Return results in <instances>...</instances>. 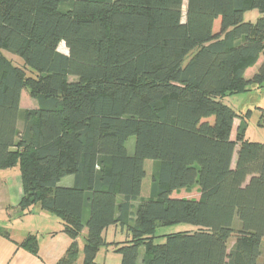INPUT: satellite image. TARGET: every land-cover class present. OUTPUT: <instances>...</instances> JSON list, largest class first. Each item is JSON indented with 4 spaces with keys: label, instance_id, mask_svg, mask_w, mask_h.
Returning <instances> with one entry per match:
<instances>
[{
    "label": "trees",
    "instance_id": "16d2710c",
    "mask_svg": "<svg viewBox=\"0 0 264 264\" xmlns=\"http://www.w3.org/2000/svg\"><path fill=\"white\" fill-rule=\"evenodd\" d=\"M184 1L0 0V169L20 168L17 211L61 219L72 242L56 264H103L109 245L121 264L142 247V264H264V142L246 137L252 110L223 102L264 87V0H188L183 20ZM24 89L38 108L21 109ZM182 223L195 229L157 232ZM110 227L126 238L108 242ZM22 246L39 251L34 235Z\"/></svg>",
    "mask_w": 264,
    "mask_h": 264
},
{
    "label": "crops",
    "instance_id": "0c3cea01",
    "mask_svg": "<svg viewBox=\"0 0 264 264\" xmlns=\"http://www.w3.org/2000/svg\"><path fill=\"white\" fill-rule=\"evenodd\" d=\"M260 62H262L261 59L258 61V63ZM253 68L254 69L252 71H249L251 69L250 67V69H248L246 72V77L248 79H250L257 72L259 67L258 68L253 67ZM23 104H24V90L21 96V109L26 110V109L38 108L37 101L34 103L33 106H30L28 108L24 107ZM242 124L246 125L245 121L243 119H240L239 127H241ZM20 126H22V121L20 122ZM246 130H247V125H246ZM235 160H236V156H235ZM148 161L151 160H147L146 163ZM146 163H145V168H146ZM65 180L67 181L65 182ZM74 180H75L74 176H67L62 179L60 184L64 186H72L74 184ZM144 181H143L141 198H148L150 196L151 188L147 192V194L144 195ZM180 192H182V190ZM23 195H24V187H23V180H22L20 168L18 166H15L12 168L0 169V228L7 231L8 233V236L4 234H0V264H56L66 254L72 242V239L62 231L63 225L61 220L59 222V228H56L55 230L49 232V227H47L46 228L47 238H49V240H53L56 238L60 240V242L58 243L59 247H57L55 251L53 250V252L50 254L49 240L45 244V240L41 241L42 237L39 234L42 233L41 229L44 230V228L38 224L37 225L34 224V222L31 223V221L29 222L26 221L32 216H38V218L42 217L44 219L45 218L47 219L49 213H47V211H44L39 205L33 206L30 211L25 213H21L17 211L18 209L16 208L21 202ZM174 196L187 197V196H181L179 192H175ZM87 232L88 230L85 229L83 231L81 238L79 239V248H80L79 259H78L79 263H81L84 259V252H83L84 243H85L84 237L87 235ZM125 234H126L125 230H120V228L117 227H110L106 231V238L107 241L110 243L115 241H123L126 238ZM29 235H34L37 238V242L39 246V251L37 254L32 253L27 248L22 246L23 241ZM102 252H106L107 256H109L110 254H118L115 252L113 245L105 246L101 248V250L97 254L98 262H101L98 260V258L100 254H102ZM143 254L144 252L140 253L138 264H142ZM118 255L120 256L119 264H121V255L120 254ZM101 263L111 264V262L106 260H103Z\"/></svg>",
    "mask_w": 264,
    "mask_h": 264
},
{
    "label": "rangeland",
    "instance_id": "374dc122",
    "mask_svg": "<svg viewBox=\"0 0 264 264\" xmlns=\"http://www.w3.org/2000/svg\"><path fill=\"white\" fill-rule=\"evenodd\" d=\"M187 1H184V7H183V11H184V17L183 20H185V14H186V9H187ZM62 9H67L68 5L67 4H62L61 5ZM260 13L258 10H251L245 13V21H250V22H256L257 19L260 17ZM59 50L63 53H68V49L66 47V44L64 42H61L59 45ZM4 54L11 58L14 59V62H20L23 63L22 59L10 52L4 51ZM190 59V55L189 57L187 56V59L185 62H187ZM261 61H262V57H261ZM261 63V62H260ZM260 63L256 64L253 67L258 68ZM251 67V69L249 71H252L254 68ZM72 80H75L76 77H71ZM37 100L35 98H33L29 92L28 89H24V107L28 108L30 106H33L34 103ZM223 102L229 106H231L232 108H234L237 113L242 115H246V113L249 110H252V112L246 117V123H247V130H246V135L248 138H250L251 140L254 141H259V142H264V109H260L261 107L264 108V87L263 86H256L253 85L250 87V90L248 91H244L242 93H236V94H231L228 95L226 98H224ZM240 119H242L241 117H238V119L235 120V126H234V132H233V139L236 138L237 133H238V129H239V124H240ZM127 147L130 153H133L134 148H135V137L132 136L129 138L128 142H127ZM146 169H147V176L146 179L144 181V195L147 194V192L150 190L151 186H152V181H153V176L156 170V164L151 160L148 161L146 163ZM70 180V179H68ZM67 180H65L66 182ZM63 182V183H65ZM181 196H187V197H199L200 194L197 190V187L192 188L191 190H182V192H179ZM138 203V202H137ZM45 211V210H44ZM49 213L48 218L44 219L42 217L38 218V216H32L31 218H29L26 221H31L34 222V224H38L41 227L44 228V230L41 229L42 233H39L41 235V241L45 240V244L47 243V241L49 240V238H47V232H46V228L49 227V232L55 230L56 228H59V222H60V218L56 217L55 214L51 213V212H47ZM238 224H240V220L238 217L235 218L234 221V226H238ZM188 229H195L194 226L189 225V224H173V225H169V226H163L158 228L157 232L158 234H165L167 232H175V231H180V230H188ZM158 241H160V239H157ZM235 241V237H232L230 239V245L233 244ZM60 240L58 238L53 239V240H49V253L51 254L53 252V250L55 251L57 249V247H59V243ZM44 244V246H45ZM52 248V249H51ZM144 252V248L142 247L140 249V253ZM99 261H109L111 262V264H119L120 262V256L118 254H110L109 256H107L106 252H102V254H100Z\"/></svg>",
    "mask_w": 264,
    "mask_h": 264
}]
</instances>
